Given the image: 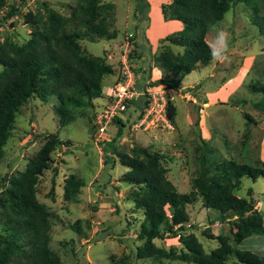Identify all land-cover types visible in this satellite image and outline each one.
<instances>
[{
	"label": "rangeland",
	"instance_id": "rangeland-1",
	"mask_svg": "<svg viewBox=\"0 0 264 264\" xmlns=\"http://www.w3.org/2000/svg\"><path fill=\"white\" fill-rule=\"evenodd\" d=\"M41 1L62 15H68L77 2L5 0L0 16L10 6H16L18 12L0 23V42L3 39L24 42L30 31L24 13L37 11ZM109 1L113 6L110 28L116 36L78 40L84 54L102 57L111 66V72L102 77L101 95L88 106L70 108L72 119L63 125L54 111L53 98L42 101L35 95L29 97L15 113L2 147L0 194L10 177L24 169L46 135L55 133L63 144L49 153L48 167L35 184V197L49 213L48 246L61 264H110L125 255L130 258L126 264H192L166 258H134V249L141 244L136 233L142 214L130 198L131 191L137 187L123 181L127 169L119 163L114 149L128 155L134 154V145L158 151L166 178L181 193L189 191L191 178L206 167L211 168L213 162L233 160L251 164L259 159L260 148L264 147V114L253 108L252 103L260 95L251 92L249 85L264 76V32L260 33L252 24L250 7L237 3L204 36L210 42L217 28L229 32V60L218 63L210 59L208 64L190 71L180 81L181 88L191 89L184 93L161 85L152 88L147 83L163 74L153 61L160 49L159 40L177 31L162 18L160 5L167 1L145 0L147 6L141 8L137 0ZM254 7L258 15L264 14V0H254ZM169 46L174 52L181 51L179 47ZM133 50L141 55L133 54ZM124 63L133 73L134 87L141 91L136 92L119 114L123 124L119 136L116 135L119 122L113 120L107 125L106 133L96 139L94 115L105 105V95L123 80ZM149 89L156 103L143 117L144 106L142 112L138 108L144 101L142 90ZM167 97L175 108L170 121L165 117ZM69 174L82 180L74 201H66L62 196L64 179ZM247 188L251 189L264 226V179L257 177L251 181L242 177L234 194L247 198ZM185 211V229L178 234L193 233L204 252L218 245L210 236L229 234L230 225L220 219L217 211L203 207L199 197L186 204ZM177 237L151 241L180 254L185 248Z\"/></svg>",
	"mask_w": 264,
	"mask_h": 264
},
{
	"label": "trees",
	"instance_id": "trees-1",
	"mask_svg": "<svg viewBox=\"0 0 264 264\" xmlns=\"http://www.w3.org/2000/svg\"><path fill=\"white\" fill-rule=\"evenodd\" d=\"M137 1L139 8L147 6L145 0ZM166 1L160 5L162 18L179 21L181 28L159 40L160 49L153 61L163 74L149 81L148 87L161 85L182 93L191 90L181 88L180 81L198 66L208 64L211 58L204 36L237 3L250 7L252 24L260 33L264 32V14L255 12L254 0ZM39 4L37 11L24 13L23 19L30 27L24 42L18 44L9 39L0 42V158L15 113L29 97L35 95L42 101L53 98L54 111L63 125L72 119L70 108L88 106L101 95L102 77L111 72V66L102 57L84 54L78 43L83 38L92 41L116 36L115 30L110 28L113 6L109 0H77L68 15L54 11L45 1ZM4 5L5 0H0V11ZM17 12L16 6H10L0 16V23ZM169 45L181 51L174 52ZM135 50L133 54L140 56ZM249 89L260 95L252 106L264 114V76L252 82ZM136 91L141 90L136 88ZM142 91L145 96L138 108L140 112L149 100L146 91ZM174 113L173 104L165 98V117L173 120ZM246 116L250 119L248 114ZM113 120L119 122L116 131L119 136L123 124L119 117ZM59 144L63 143L55 133L47 134L24 169L10 177L8 186L1 191L0 264H61L48 246L49 213L35 197L38 176L48 167L49 153ZM132 152L134 154L128 155L114 149L119 163L127 169L122 175L123 181L137 187L130 195L135 209L142 214L136 233L141 244L134 249L135 259L166 258L192 264H264V258L241 252L230 242L232 238L264 233L262 215L255 207L251 189L247 188V198L234 194L242 177L251 181L257 177L264 179L261 160L256 159L251 164L233 160L213 162L211 168L206 167L191 178L189 191L181 193L166 178L161 153L139 145H134ZM80 186L82 180L69 174L63 183L64 200L74 201ZM197 197L203 207L214 209L220 219L230 225L228 235L210 236L218 245L207 253L193 233L178 234L184 231L183 224L187 221L185 205L193 203ZM174 236H178L185 252L174 254L151 241ZM128 260L125 255L110 264H126Z\"/></svg>",
	"mask_w": 264,
	"mask_h": 264
},
{
	"label": "built area",
	"instance_id": "built-area-1",
	"mask_svg": "<svg viewBox=\"0 0 264 264\" xmlns=\"http://www.w3.org/2000/svg\"><path fill=\"white\" fill-rule=\"evenodd\" d=\"M123 80L118 82L116 86L111 89L105 96L107 100L105 105H103L93 118V126L95 130L96 139L102 137L106 133V127L111 123L114 117H119V114L126 109L129 101L132 100L133 96L136 95V89L134 88V77L132 71L129 70V67L124 63L123 64ZM151 89L146 91L148 101L147 106L144 108L143 117H146L147 114L153 109L156 101L151 94ZM144 93V92H143ZM217 226H220L219 222H215Z\"/></svg>",
	"mask_w": 264,
	"mask_h": 264
},
{
	"label": "clouds",
	"instance_id": "clouds-1",
	"mask_svg": "<svg viewBox=\"0 0 264 264\" xmlns=\"http://www.w3.org/2000/svg\"><path fill=\"white\" fill-rule=\"evenodd\" d=\"M212 61L223 63L229 60L230 33L217 28L213 39L205 41ZM233 246L251 256L264 258V233H253L240 239L232 238Z\"/></svg>",
	"mask_w": 264,
	"mask_h": 264
},
{
	"label": "crops",
	"instance_id": "crops-1",
	"mask_svg": "<svg viewBox=\"0 0 264 264\" xmlns=\"http://www.w3.org/2000/svg\"><path fill=\"white\" fill-rule=\"evenodd\" d=\"M166 24H170L171 28H175L176 30H179L181 28V23L179 21H177V20H168L166 22ZM171 28H169L168 30H171ZM152 88H155V87H152ZM258 158H259V160H261L264 163V147L260 148V153H259V157ZM255 207L258 210L257 205Z\"/></svg>",
	"mask_w": 264,
	"mask_h": 264
}]
</instances>
